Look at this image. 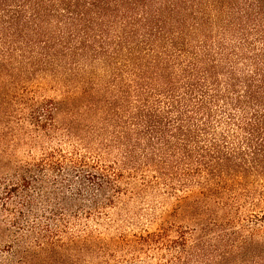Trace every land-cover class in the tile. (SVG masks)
Listing matches in <instances>:
<instances>
[{"label":"trees","instance_id":"16d2710c","mask_svg":"<svg viewBox=\"0 0 264 264\" xmlns=\"http://www.w3.org/2000/svg\"><path fill=\"white\" fill-rule=\"evenodd\" d=\"M0 264H264V0H0Z\"/></svg>","mask_w":264,"mask_h":264},{"label":"rangeland","instance_id":"374dc122","mask_svg":"<svg viewBox=\"0 0 264 264\" xmlns=\"http://www.w3.org/2000/svg\"><path fill=\"white\" fill-rule=\"evenodd\" d=\"M4 189H1L0 191H3Z\"/></svg>","mask_w":264,"mask_h":264}]
</instances>
